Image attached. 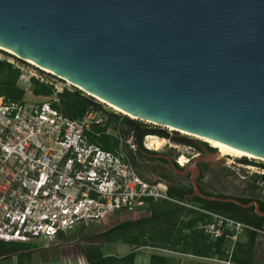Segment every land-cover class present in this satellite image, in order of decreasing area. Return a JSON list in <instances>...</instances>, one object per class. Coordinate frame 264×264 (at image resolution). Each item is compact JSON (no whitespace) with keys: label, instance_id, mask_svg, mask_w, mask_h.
Returning a JSON list of instances; mask_svg holds the SVG:
<instances>
[{"label":"water","instance_id":"obj_1","mask_svg":"<svg viewBox=\"0 0 264 264\" xmlns=\"http://www.w3.org/2000/svg\"><path fill=\"white\" fill-rule=\"evenodd\" d=\"M0 49L92 109L99 98L264 159V0H0Z\"/></svg>","mask_w":264,"mask_h":264},{"label":"built area","instance_id":"obj_2","mask_svg":"<svg viewBox=\"0 0 264 264\" xmlns=\"http://www.w3.org/2000/svg\"><path fill=\"white\" fill-rule=\"evenodd\" d=\"M0 52L15 59L0 57V62L7 61L20 71L19 84L26 92L21 101L0 98L1 242L47 239L45 247H49L62 234L101 224L116 213L135 214L147 200L172 201L204 214L206 223L199 229L212 240L228 236L234 244L246 232H255L264 240V229L195 209L171 199L166 184L141 181L131 169L124 141L118 136L123 120H138L102 105L98 110L104 113L101 117H95L97 110L91 108L81 118H69L58 105L61 94L73 92L72 84L4 50ZM32 80L51 88L52 95H33ZM106 138L110 143L117 140L118 148L105 149L102 142ZM246 169L264 177V171L257 167ZM212 259L231 264L230 260Z\"/></svg>","mask_w":264,"mask_h":264},{"label":"trees","instance_id":"obj_3","mask_svg":"<svg viewBox=\"0 0 264 264\" xmlns=\"http://www.w3.org/2000/svg\"><path fill=\"white\" fill-rule=\"evenodd\" d=\"M20 76V71L13 68L10 63L7 61L0 62V98H4L5 101H21L25 97L26 92L19 84ZM30 89L32 94L36 96H50L53 93L51 88L37 80H32ZM58 107L64 115L72 119L81 118L91 109L85 102L83 93L78 90L65 91L61 94ZM105 141V143L102 142V145L107 150H114L119 146L115 139L111 143L108 138ZM240 162L246 163L247 160L243 158ZM260 184H264V177L260 178ZM191 192L185 186L172 185L168 190V196L176 201H184ZM254 192V189L251 190L250 195L254 196ZM219 197L230 198L224 195H219ZM195 201L204 210L213 211L260 230L264 227V219L255 216L253 210H245L234 203L209 201L202 198H196ZM237 202L245 206L250 200L238 199ZM148 204H150L148 213L153 214V220L140 218L135 221H126L99 235L100 238L108 239V241L114 236L123 240L125 244L132 247L131 253L121 257L105 255L100 245L87 244L80 248L78 256L81 262L83 264H136L139 249L152 247L159 251L201 259L217 258L230 260L235 264H255L253 259L258 243L257 233L246 232L244 235L246 239L238 241L230 254L232 243L228 236L215 241L199 229L200 223H206L204 214L183 208L172 201L154 203L152 200H147V206ZM260 206L261 210L264 211V203H260ZM83 229H87V227ZM91 238H96V236ZM60 239L70 240V237L68 234H62ZM41 249L38 244L0 241V260H10L15 257L17 264H36L38 253L41 257ZM150 264H181V260L175 256L155 252L151 255ZM200 264L208 263L202 262Z\"/></svg>","mask_w":264,"mask_h":264},{"label":"flooded vegetation","instance_id":"obj_4","mask_svg":"<svg viewBox=\"0 0 264 264\" xmlns=\"http://www.w3.org/2000/svg\"><path fill=\"white\" fill-rule=\"evenodd\" d=\"M149 135L161 137L164 140V145L161 147H155L153 144L149 145L146 141L149 140V138H146ZM118 136L119 139H122L124 141L123 149L125 156L131 165V169L141 181L147 182L149 184L163 183L166 184L169 188L172 185L187 187L188 190L192 192L186 196L184 201L181 202H185L187 205H190L198 210L204 209H202L200 204L195 201L196 198L218 202L221 201L217 199H223L220 198L219 195L230 197L226 199H247L250 200V202L245 206H252L245 210H253L255 216L260 219H264V211L261 210L260 206V203H264V199L249 194L253 189L255 191L263 190L264 184H260L259 177L252 176L253 174L259 175L258 173H254L253 171L249 173L246 169L257 167L260 170L264 171V164L258 162H249V160H247L246 163H241L240 160L237 163H227V158L220 157L219 154L216 153V150L211 148L210 146L206 145V147L208 148L207 150L204 147L187 142L189 139H193L194 141L197 140L196 137L181 133V131H176L175 129L155 126L148 123L146 124L142 123L141 121L127 119L123 120L122 126L119 129ZM129 142L130 144H128ZM208 143L222 148L215 143ZM131 145H133L134 148H131ZM138 145L141 147V149L138 148ZM179 146H189L192 149L182 150L181 148H179ZM238 158L240 157H237L235 159ZM155 163H157L158 165L155 166ZM172 163H174L177 169L183 173L177 172L173 168ZM240 169H242L243 172H240ZM230 170H233L237 173L238 176L240 175V178L242 180L248 182L244 190V193L247 195L234 197L233 195L225 194L224 192H214L208 189L210 186L209 181H207L208 174L214 173L218 176H223L225 174H228V171ZM171 176L185 178L186 181L181 180L179 182H176V180ZM194 180H196L201 194H198L196 192ZM161 202L162 201H157L154 203ZM255 203H258L262 216H259L257 213H255ZM148 207H150V204H148ZM181 207L186 208L184 206ZM186 209L198 212L194 209ZM146 218L153 220V214L149 212L147 216H143L141 219Z\"/></svg>","mask_w":264,"mask_h":264},{"label":"rangeland","instance_id":"obj_5","mask_svg":"<svg viewBox=\"0 0 264 264\" xmlns=\"http://www.w3.org/2000/svg\"><path fill=\"white\" fill-rule=\"evenodd\" d=\"M0 57H4L5 59L15 61V59L11 57L9 58V56L7 55L5 56V54H2L1 52H0ZM72 90L73 91L78 90L81 93L85 94V96H87V94L84 93L80 89L72 88ZM26 98L30 99L28 94ZM97 102L101 104L102 106H104L106 109H108V107L113 109L112 106H110L108 103H106L105 101L99 98H97ZM94 114H95V117H101L104 115L103 112L98 111V110L95 111ZM120 114H123V112L122 113L120 112ZM129 118L136 119L133 116ZM138 121H141V120H138ZM141 122L146 123V124L147 123L151 124L146 121H141ZM170 129H173V128H170ZM146 141L149 145L153 144L155 147H161L164 145V140L161 137H158L155 135H153L152 137H149V140H146ZM179 148H181L182 150L192 149L189 146H179ZM237 157H240V158L235 159ZM223 158H227V163H237L239 162V160H242V158L244 157L238 154V155H232L231 157H223ZM245 158L252 159L255 157H245ZM255 162L262 163V162H259V160H255ZM157 165L158 164L155 163V166ZM228 172H229L228 174H225L223 176H220V175L218 176L217 174H214V173L208 174L207 181H209L210 183V186L208 189L214 192H218V191L224 192L225 194H230V195H233L234 197H241L243 195L244 196L247 195L244 193L245 192L244 190L248 182H246L245 180H242L240 178V175L238 176L237 173L234 172L233 170H230ZM252 176L253 177L257 176L260 178L262 177L261 174L259 175L253 174ZM171 177L175 179L176 182H179L181 180L186 181L185 178H178L175 176H171ZM263 190L255 191L254 195L257 196L258 198L264 199ZM138 211H142V212H136L135 214H129V215L128 213L123 214V212H119V213H116L110 216L106 221L102 222L101 224H90L87 226V229L78 228L76 231L68 233L70 240L57 239L55 242L50 244L49 247H45L48 241L47 239H41V240H36V241L31 242L32 244H38L39 248H42L41 257H40V253H38V257H36V264H83V262H81L80 257L78 255L80 253V248L84 247L87 244L100 245L105 255H113V256H118V257L128 255L129 253H131V250H132V247L129 244H125L123 240L117 239L115 238V236L113 239L108 241V239L100 238L99 235L102 232L107 231L109 228L119 223H123L126 221H135V220L142 218L143 216H147L148 214L147 204L139 206ZM93 236H96V238H91ZM90 239H93V240H90ZM244 239H246V237L243 236L241 240L243 241ZM155 252H158L160 254L169 255V256H175L177 258L181 257L179 254H173L171 252L155 250L152 247L147 248V249L141 248L139 249V255L142 257H141V261L139 262V264H149L148 263L149 260H144V259L149 258L150 255H152ZM203 261L208 264H226L222 262L215 263L214 261L207 262L208 260L207 261L203 260ZM253 262L255 264H264V241L257 243V247H255V254H254ZM198 263H202V262H200L199 260L188 258V259H185L182 264H198ZM231 264H235V263H231Z\"/></svg>","mask_w":264,"mask_h":264},{"label":"bare ground","instance_id":"obj_6","mask_svg":"<svg viewBox=\"0 0 264 264\" xmlns=\"http://www.w3.org/2000/svg\"><path fill=\"white\" fill-rule=\"evenodd\" d=\"M37 66V65H36ZM69 82V81H68ZM70 84H72L71 82H69ZM109 104V103H108ZM110 106L113 107V109L115 111H119L118 113H122L123 112V115L125 116H128V117H131L132 115L130 114H127L126 112H124L123 110L119 109V108H116L115 106L109 104ZM135 117V116H133ZM136 119H138L137 117H135ZM168 128H173V127H168ZM174 129V128H173ZM182 133H185V134H188L186 131H183V130H180ZM190 136H193V137H196L197 140L198 139H201V140H205V141H208V142H212V143H215L217 144L218 146H221L222 148H219V147H216L212 144H210L213 148H215L217 150V152L219 153V156L220 157H231L232 155H242L243 157H255V156H252L250 154H247V153H244L242 151H239V150H236L234 148H231L229 146H226V145H223V144H220V143H217V142H214L212 140H208V139H205V138H201V137H198V136H195V135H191L189 134ZM209 144V143H208ZM248 159V158H247ZM252 159H257L259 160V162H263L264 163V159H261V158H258V157H255V158H252ZM252 159H249V160H252Z\"/></svg>","mask_w":264,"mask_h":264},{"label":"crops","instance_id":"obj_7","mask_svg":"<svg viewBox=\"0 0 264 264\" xmlns=\"http://www.w3.org/2000/svg\"><path fill=\"white\" fill-rule=\"evenodd\" d=\"M242 237L243 236H241V238H240V240L242 239ZM239 240V241H240ZM245 240V239H244ZM257 241L258 242H261V241H264V240H261V239H259V238H257ZM237 243V242H236ZM236 243H234V244H232V246H231V249H230V254L232 253V251H233V249H234V247H235V245H236ZM229 254V255H230ZM181 257L179 258L180 260H181V264L184 262V260L185 259H195V260H199L200 262H204L203 260H208L207 262H209V261H214L215 263H218L217 261H215V260H213V259H201V258H197V257H193V256H186V255H180ZM141 257L142 256H138L137 258H136V264H139V262L141 261ZM143 259V258H142ZM144 260H149L148 261V263L150 264V260H151V255H150V257L149 258H147V259H144ZM232 263V262H231ZM0 264H17V262H16V258L15 257H12V259H10V260H0ZM198 264H200V263H198Z\"/></svg>","mask_w":264,"mask_h":264},{"label":"clouds","instance_id":"obj_8","mask_svg":"<svg viewBox=\"0 0 264 264\" xmlns=\"http://www.w3.org/2000/svg\"><path fill=\"white\" fill-rule=\"evenodd\" d=\"M243 159V158H242ZM247 160V159H246Z\"/></svg>","mask_w":264,"mask_h":264}]
</instances>
